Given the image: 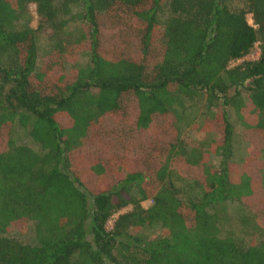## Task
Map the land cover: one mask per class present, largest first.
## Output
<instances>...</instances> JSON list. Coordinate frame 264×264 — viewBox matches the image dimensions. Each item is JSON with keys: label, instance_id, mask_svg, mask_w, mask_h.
Segmentation results:
<instances>
[{"label": "trees", "instance_id": "1", "mask_svg": "<svg viewBox=\"0 0 264 264\" xmlns=\"http://www.w3.org/2000/svg\"><path fill=\"white\" fill-rule=\"evenodd\" d=\"M263 168L264 0H0V264H264Z\"/></svg>", "mask_w": 264, "mask_h": 264}, {"label": "rangeland", "instance_id": "2", "mask_svg": "<svg viewBox=\"0 0 264 264\" xmlns=\"http://www.w3.org/2000/svg\"><path fill=\"white\" fill-rule=\"evenodd\" d=\"M29 12H30V14L32 16L31 24L32 25H35V23H36V16H35L34 8H33L32 5L29 6ZM247 20H248V22H250L249 16H247ZM43 42H44V39H43ZM257 54H258V50H257V48H255L249 55H247L245 57V59H249V60L255 59L257 57ZM81 59H84V58L81 57ZM238 61H235L232 64L237 63ZM231 114H232V112H231ZM231 114H230V121L232 122L233 129H234V136H233V145H234L233 159L235 161H238V160H240L243 157V155L246 154L247 149H248V143H247V141H245L244 139L241 138V135H240V127H239V125L237 123H235L233 121V114L232 115ZM197 122L198 121L195 120L189 126L186 125L184 128L190 131L189 135H191L193 137V139L205 141L206 140V135H205L206 132H204L203 130H201L200 125H196ZM217 161H218V159L212 158L210 162H211L212 165L216 166L217 163H218ZM262 185L264 187V168H263V171H262ZM149 204H150V201L149 200H147L145 202H142V205L145 206V207L148 206ZM230 207L233 208V205L230 204ZM125 209H129V207H127ZM114 217L115 216H113L111 219H109L107 221V223L105 225L106 228H110L111 227L112 221H113ZM17 237L21 241H23V242H25V241H27V242L28 241H31V239H32L33 236L31 234L30 226L27 225L20 232V234L17 235Z\"/></svg>", "mask_w": 264, "mask_h": 264}]
</instances>
